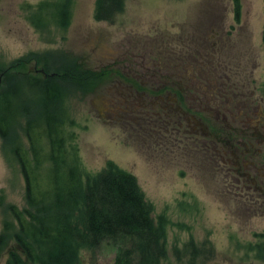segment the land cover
Listing matches in <instances>:
<instances>
[{
  "label": "rangeland",
  "instance_id": "rangeland-1",
  "mask_svg": "<svg viewBox=\"0 0 264 264\" xmlns=\"http://www.w3.org/2000/svg\"><path fill=\"white\" fill-rule=\"evenodd\" d=\"M62 1L0 0V100H21L7 136L0 135V234L5 220L10 234L17 229L8 206L26 207L13 147L27 144L24 124L38 113L32 106L38 89L28 80L67 69L58 82L85 172L115 163L135 176L152 217L166 219L165 254L156 264H264V182L236 170L254 160L264 174V0H125L111 23L96 20V0H68L67 22L60 25ZM167 46L181 57L175 72L191 90L182 125H166L153 102L165 94L155 78L166 63L175 66L159 58ZM209 55L222 66L217 72L200 61ZM74 70L86 73L84 83L72 80ZM155 70L160 74L152 82L145 75ZM240 83L245 86L236 89ZM215 90L247 98L250 121L235 125L234 133L253 146L239 138L223 144L194 123L192 115L212 126L191 105L193 96L211 104ZM237 149L245 151L238 160ZM15 244L10 239L0 249V264ZM114 259L115 248L103 244L82 250L78 264Z\"/></svg>",
  "mask_w": 264,
  "mask_h": 264
},
{
  "label": "trees",
  "instance_id": "trees-1",
  "mask_svg": "<svg viewBox=\"0 0 264 264\" xmlns=\"http://www.w3.org/2000/svg\"><path fill=\"white\" fill-rule=\"evenodd\" d=\"M67 1L57 7L56 22L60 25L67 22ZM124 3L96 0V20L113 22ZM42 6L38 3L35 12ZM34 14L30 18L37 24L39 16L34 19ZM262 35L264 42V29ZM53 73L28 80L38 89L32 104L38 113L34 121L24 124L27 144L18 141L13 147L25 182L26 207L18 210L8 206L17 229L10 234L11 223L4 221L0 249L10 239L16 243L9 248L6 264H78L82 250H94L103 244L115 248L114 264H156L165 254L166 219L162 215L152 217L135 176L115 163L107 162L94 175L85 172L75 132L69 128L73 119L58 82L68 71ZM75 73L72 80L86 81L85 72ZM7 100H0L2 137L7 136L8 119L17 113L21 101Z\"/></svg>",
  "mask_w": 264,
  "mask_h": 264
},
{
  "label": "flooded vegetation",
  "instance_id": "flooded-vegetation-1",
  "mask_svg": "<svg viewBox=\"0 0 264 264\" xmlns=\"http://www.w3.org/2000/svg\"><path fill=\"white\" fill-rule=\"evenodd\" d=\"M163 53V54H162ZM165 55V56H161ZM182 55V54H181ZM179 55L172 57V51L169 46H167L163 51L160 52L159 58H167V60H173L174 65L171 67L168 63L164 65V69L166 70L164 74H162L159 78H155V82H162V88L163 92L165 94H160V96H157L152 101L157 105L161 106L163 110V116L162 118H159L160 120H163L166 125H170V123H179V125H182L186 123L187 120V110L183 106V104L187 101V93L189 91V86H185L183 83V80L177 75L175 72L177 68L181 64V57H178ZM201 55H199L200 57ZM183 58V57H182ZM204 61L202 64L205 67H209V70L212 72H217L218 68H221V64L216 63L213 60L214 56L209 55V58H203ZM196 59V58H195ZM220 62V60H218ZM161 63L159 64L160 67ZM202 66V67H203ZM157 75L160 74V71L155 70L154 72L149 73L147 71V74L145 75L147 78L152 81V79ZM155 75V76H154ZM153 82V81H152ZM149 82V80H146L145 83H152ZM132 85V84H131ZM236 89L242 88L245 86L244 83L240 84H234ZM136 89V88H135ZM160 89V87L158 88ZM138 91V90H136ZM216 98L212 101V103L205 102V106L202 105L203 101L200 100L198 97H192V105L198 108L200 110L206 112L207 117L212 120V126H208V123L206 120H201V118H196L192 115V118L195 120V124L199 125L201 127V130H203V134L208 135L210 137H215V139L220 140L223 144L227 141H231V143L234 145L235 141L239 138L236 136L234 131H236L235 125L245 123L250 121L249 115H250V103L243 96V94L236 93L234 91H227V92H220L218 90H215ZM214 92V94H215ZM171 93L173 94V98H171ZM156 105L154 109L156 108ZM144 106V105H143ZM197 109V107L195 108ZM237 111V112H236ZM249 119V120H248ZM247 120V121H246ZM259 122V120H257ZM163 123V124H165ZM179 127H177V130ZM211 129V132H210ZM169 131V130H168ZM241 141H247L248 145L253 146V143L250 139H244L239 138ZM238 150L237 154V160L240 159V154L244 153L245 151ZM246 153H249V150L247 149ZM249 166L246 165V168L241 170L240 167H237L236 170L238 172L243 171V174L246 175H253L252 179L256 180H262L264 182V174H260V166H257L256 162L248 161ZM247 163V164H248ZM238 166V165H237Z\"/></svg>",
  "mask_w": 264,
  "mask_h": 264
}]
</instances>
